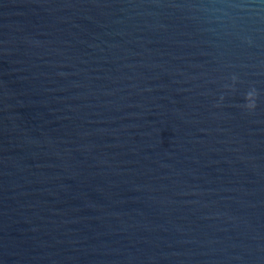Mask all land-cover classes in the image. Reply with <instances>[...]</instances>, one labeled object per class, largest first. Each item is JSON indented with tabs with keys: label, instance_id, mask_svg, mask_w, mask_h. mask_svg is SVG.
<instances>
[{
	"label": "water",
	"instance_id": "1",
	"mask_svg": "<svg viewBox=\"0 0 264 264\" xmlns=\"http://www.w3.org/2000/svg\"><path fill=\"white\" fill-rule=\"evenodd\" d=\"M0 264H264V0H0Z\"/></svg>",
	"mask_w": 264,
	"mask_h": 264
},
{
	"label": "clouds",
	"instance_id": "2",
	"mask_svg": "<svg viewBox=\"0 0 264 264\" xmlns=\"http://www.w3.org/2000/svg\"><path fill=\"white\" fill-rule=\"evenodd\" d=\"M237 77L235 75H233L232 80H233V85L235 84V82L237 81ZM224 97L222 96L220 98L221 103L223 102ZM257 94H256V90L252 89L250 90L248 93H246L245 95V103L243 105L244 109L246 110L247 113L251 114L254 113L256 108H257ZM219 106V105H217Z\"/></svg>",
	"mask_w": 264,
	"mask_h": 264
}]
</instances>
